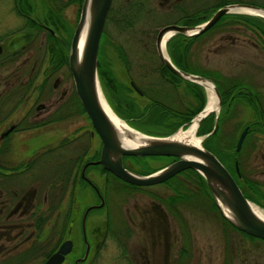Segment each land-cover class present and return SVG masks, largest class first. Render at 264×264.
<instances>
[{
  "label": "flooded vegetation",
  "instance_id": "1",
  "mask_svg": "<svg viewBox=\"0 0 264 264\" xmlns=\"http://www.w3.org/2000/svg\"><path fill=\"white\" fill-rule=\"evenodd\" d=\"M220 1L110 0L97 57L100 47L103 62L131 97L146 103L150 94L159 91L163 103L179 110L180 118L185 117L195 101L187 92V84L196 82L175 75L164 65L156 35L164 25L196 24L190 22L193 17L214 11ZM81 2L0 0V264H42L65 241L69 244L57 264H181L187 243L185 215L197 221L205 211L212 220H218L217 211L200 182L181 170L172 175L175 180H168L170 176L137 185L93 163L101 141L80 103L82 111L79 109L67 60L59 62L60 46L70 29L72 34ZM238 2L264 4V0H228L219 6ZM221 23L227 22L214 27ZM226 26L241 27L255 36L256 41L251 42L259 52V68L244 66L224 73L200 62L203 37L214 27L191 37L180 32L168 34L160 49L179 70L203 77L198 71L205 68L212 72L205 78L219 93L218 111L213 112L215 128L222 108L226 109L222 129L227 133L236 122L243 123L232 152L221 161L217 159L242 193L245 190L264 205V38H258L246 22ZM174 34H181L179 55L175 57L179 63L167 46ZM61 70L70 79L68 83L63 84V77L56 76L49 83L48 79ZM216 84L222 90L240 92L228 95L223 102ZM198 85L207 103L206 89ZM150 156L123 155L121 161L136 172L145 165L159 168L176 158L166 161ZM157 187L161 191L156 192ZM173 241L180 246L178 256L172 259ZM231 252L230 248L221 264H227L225 259Z\"/></svg>",
  "mask_w": 264,
  "mask_h": 264
},
{
  "label": "water",
  "instance_id": "2",
  "mask_svg": "<svg viewBox=\"0 0 264 264\" xmlns=\"http://www.w3.org/2000/svg\"><path fill=\"white\" fill-rule=\"evenodd\" d=\"M109 3L110 0H82L67 52V66L76 96L101 141L99 155L93 163H99L120 179L137 185L162 181L185 168L194 169L202 176L222 217L236 229L264 240V218L254 212L251 204L255 203L242 194L227 169L211 151L201 144L202 138L214 130L215 121L209 132L196 135V128L201 119L209 112L216 114L218 111L219 93L217 88L208 78L177 69L159 47L165 33L180 32L187 36L195 35L207 29L225 13H247L264 18L262 13L235 11L232 10L233 7H245L263 12L264 8L251 3H228L216 8L202 22L193 25L168 24L158 30L156 46L164 65L175 75L202 86L200 80L210 81L217 98L216 109L207 111L205 98L202 108L192 115L185 125L178 126L170 133L158 135L145 133L127 124L112 110L102 93L96 71L97 47ZM103 104L122 119L126 126L115 124ZM194 121V134L199 138L197 144L173 137L178 130L188 128ZM244 132L245 128L240 131L237 137L236 149L239 147ZM123 155H170L176 158L153 171L142 174L124 167L121 161ZM86 164H84L82 172ZM68 244V241L62 242L60 249L50 254L42 264H57L61 259V253L66 251Z\"/></svg>",
  "mask_w": 264,
  "mask_h": 264
},
{
  "label": "trees",
  "instance_id": "3",
  "mask_svg": "<svg viewBox=\"0 0 264 264\" xmlns=\"http://www.w3.org/2000/svg\"><path fill=\"white\" fill-rule=\"evenodd\" d=\"M228 2V0H221L218 4L214 6L213 9L217 8L220 4ZM264 8V4H260ZM213 12V11H212ZM211 11H206L202 15L195 16L192 18L190 22L192 23H198L206 19L210 16L212 13ZM195 15V13H194ZM240 21V22H246L250 25L251 30L255 32V35L258 38L263 37L264 38V18L257 15L252 14H245V13H225L222 14L214 24H212L206 31L213 28L215 25L222 21ZM204 31V32H206ZM71 34V29L68 32L67 40L66 42L60 46L59 50V62H66L67 60V51H68V45H69V37ZM193 36V35H191ZM190 36V37H191ZM181 37V34H174L172 35L169 40L167 41L168 47L170 49L169 52L172 53L174 56L173 59L176 63H179V59L175 58L179 55V39ZM190 37L188 40H190ZM263 50H264V44H263ZM102 52L99 47L98 57H97V74L99 78L100 85L102 89L105 91L106 100L112 110L121 118H123L130 126L137 128L145 133L150 134H158V135H164L167 133L172 132L175 130L178 126H180L184 121L185 123L194 115L197 111H199L205 101V95L202 91L201 87L193 82H188L187 84V92L188 94L192 95L194 98V102L191 104L190 111H188V114L185 117L180 118V114H178L179 110H177L174 107H170L165 105L163 102V95L159 91L154 92L153 94H150L149 101L143 104H139V100L137 98L131 97L126 91L124 90L123 86L124 83L118 82L116 78L113 76L110 67L103 62L102 58ZM52 63L54 60L51 61ZM188 70H190L187 67ZM199 74L204 75L205 77H211L212 72L208 69H202L198 71ZM172 79H177L174 75H170ZM218 87L221 97L223 98L222 101L224 102L226 97L228 95L236 96L240 91H230L232 89H221L219 88V85L216 84ZM233 87V86H232ZM117 90V91H116ZM110 91H113V93L110 94ZM144 93V91H142ZM146 94V93H145ZM114 97V98H113ZM77 101V98H76ZM77 104L79 106V109L82 111V108L77 101ZM225 111L226 109L222 108L220 113L217 117V125L215 130L210 133L208 136H206L202 141L201 144L204 148L211 151L217 158L221 161V159H224L227 157L228 153L232 152L234 141L236 138V133L238 129L242 126L243 123L236 122L232 125V130L227 133L224 128L226 118H225ZM213 123V112H209L206 116H204L201 121L199 122L197 128H196V134H202L205 132H208L212 128ZM251 130V127L248 131ZM245 141V137L242 141V143ZM150 157H159L163 160H170V155H152ZM163 161L162 163L166 162ZM223 161V160H222ZM228 166V165H227ZM157 165L149 168H144L140 171H136L138 173H148L150 171H153L157 169ZM182 174H190L194 176L200 184L203 186L205 192L210 197L211 202L213 204L214 209L217 211L218 218L221 219L224 226L230 227L234 231L241 234L243 237H246L250 240H259L264 241L263 239L251 236L243 231L237 230L234 226H232L226 219L222 217L219 210L217 209L205 183L202 178V176L191 168H185L180 171ZM175 176L170 177L168 180H174ZM243 195L251 200L252 202L263 206L262 203L258 200L257 197L251 196L248 192L243 190Z\"/></svg>",
  "mask_w": 264,
  "mask_h": 264
},
{
  "label": "rangeland",
  "instance_id": "4",
  "mask_svg": "<svg viewBox=\"0 0 264 264\" xmlns=\"http://www.w3.org/2000/svg\"><path fill=\"white\" fill-rule=\"evenodd\" d=\"M245 1L260 2L262 0ZM71 12L69 10V16ZM230 22L234 21H224L225 24H219L204 35V47L199 52V54L202 53L199 58L200 62L212 68L216 67L224 73L235 72L244 66L249 69L259 68L261 66L259 52L251 42L252 40L256 41L255 36L241 27L226 26ZM156 26L157 28L159 27L158 23ZM116 38L122 39L123 35H116ZM242 59L245 60L242 61ZM253 74L255 73L252 72L251 75ZM55 76L57 78L63 77V84L68 83V80H70L67 74L61 70V72L51 76L48 82L50 83ZM143 103L144 100L139 99V104ZM147 162L151 161L147 160ZM152 163L153 165L157 164L154 161ZM146 167L147 165L139 169ZM159 189L157 187L154 190L156 192L161 191ZM203 201L204 204L208 203L206 198ZM193 213L195 216L199 215L197 212ZM185 216L188 223L184 233L187 235L185 238L187 243H185L186 252L182 255L181 264H221L223 257L228 255L230 248L232 251L230 258L225 259L227 264H264V241L250 240L243 237L230 227L224 226L221 219L212 220L205 211L200 214V218L197 221L192 219L191 215ZM177 236L182 241V237L180 235ZM178 237H176V241H179ZM107 246H109L108 242ZM179 246V243L174 244V241L172 242L174 250L170 254L172 259L175 258L174 256H178Z\"/></svg>",
  "mask_w": 264,
  "mask_h": 264
},
{
  "label": "bare ground",
  "instance_id": "5",
  "mask_svg": "<svg viewBox=\"0 0 264 264\" xmlns=\"http://www.w3.org/2000/svg\"><path fill=\"white\" fill-rule=\"evenodd\" d=\"M232 10L235 11H247V12H258V13H262L264 14V12L262 10H252L249 8H245V7H233ZM169 33H165L162 37V40L160 42V48L162 49V44L164 39L166 38V36ZM200 82L203 84L204 88L206 89L207 92V97H208V101L206 103L205 109L208 110H212V109H216L217 108V98L216 95L213 91V86L212 83L208 80H200ZM104 108L106 109V111L109 114V117L112 119V121L115 124L118 125H124L126 126V123L120 119L116 114H114V112L107 107L105 104H103ZM194 125H195V121L190 123V125L188 126V128L184 129V130H178L173 137L176 139H180V140H187L190 142H193L195 144L198 143L199 138L195 136L194 134ZM252 208L254 210V212L259 215L260 217L264 218V211L262 209H260L259 207H257L255 204H251Z\"/></svg>",
  "mask_w": 264,
  "mask_h": 264
}]
</instances>
